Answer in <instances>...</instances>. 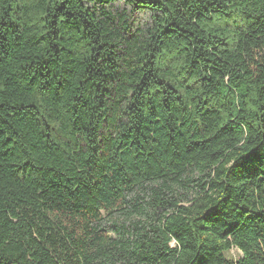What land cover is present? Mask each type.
Listing matches in <instances>:
<instances>
[{
    "label": "trees",
    "instance_id": "obj_1",
    "mask_svg": "<svg viewBox=\"0 0 264 264\" xmlns=\"http://www.w3.org/2000/svg\"><path fill=\"white\" fill-rule=\"evenodd\" d=\"M0 264H264V0H0Z\"/></svg>",
    "mask_w": 264,
    "mask_h": 264
},
{
    "label": "rangeland",
    "instance_id": "obj_2",
    "mask_svg": "<svg viewBox=\"0 0 264 264\" xmlns=\"http://www.w3.org/2000/svg\"><path fill=\"white\" fill-rule=\"evenodd\" d=\"M240 256V252L237 249H233L229 254V258L237 259Z\"/></svg>",
    "mask_w": 264,
    "mask_h": 264
}]
</instances>
